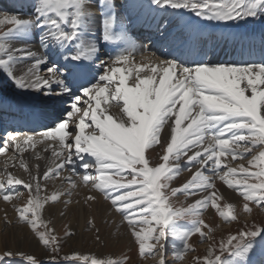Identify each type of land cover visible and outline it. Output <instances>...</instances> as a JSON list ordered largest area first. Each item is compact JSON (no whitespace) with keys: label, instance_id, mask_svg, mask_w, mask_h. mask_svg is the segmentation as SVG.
Listing matches in <instances>:
<instances>
[{"label":"snow or ice","instance_id":"snow-or-ice-1","mask_svg":"<svg viewBox=\"0 0 264 264\" xmlns=\"http://www.w3.org/2000/svg\"><path fill=\"white\" fill-rule=\"evenodd\" d=\"M131 2L30 0L19 11L0 16V73L17 89L40 94L53 114L52 126L37 134L39 140L28 134L18 140L21 134L15 132L0 140V153L13 148L21 154L26 150L22 145L34 148L50 141L42 151L51 156L42 173L40 164L34 172L20 159L27 179L5 170L0 199L16 215L9 220L5 214L4 221L27 229L50 255L49 264H127L129 258L75 252L59 257L75 233L65 228L58 235L54 221L42 215L45 205L64 217L73 203L89 209L107 203L129 230L139 257H158L157 264H181L196 251L189 242L193 237L200 244L212 240L215 227L204 219L209 210L226 224L252 216L253 207L264 210V44L259 60L185 58L205 39L200 26L232 28L264 20V0H148L154 11L171 9L176 23L191 17L179 30L162 18L158 38L151 41L155 52L130 34L137 22ZM25 9L30 15L21 18ZM164 47L167 51H161ZM137 56L142 62L134 68L117 67L132 64ZM146 150L157 153L155 163ZM34 156L49 159L40 152ZM238 160L247 166L230 163ZM184 171L192 172L190 179L175 186ZM49 180L61 181L50 194ZM217 181L238 194L239 212L233 203L221 205L225 197ZM81 186L89 194L73 201L74 189ZM23 190L27 196L18 205L13 201ZM181 195L186 206L176 208L173 198ZM57 204L63 209H54ZM87 223L94 242L103 244L100 228ZM258 253L264 264V226H249L246 220L192 264H256L252 258ZM0 264L43 262L5 240Z\"/></svg>","mask_w":264,"mask_h":264},{"label":"bare ground","instance_id":"bare-ground-1","mask_svg":"<svg viewBox=\"0 0 264 264\" xmlns=\"http://www.w3.org/2000/svg\"><path fill=\"white\" fill-rule=\"evenodd\" d=\"M28 2H30V0H0V16L3 14L15 13L19 11L21 3ZM147 4L148 0H132L131 5H129V11L131 15L137 18V22L132 27L130 34L133 35L134 39L139 37V39H137V43L143 44L144 41V45L151 52H155L156 49L152 48L151 41L158 38L156 25L162 18L166 17L172 20L175 24L176 30H179L180 24L191 17L185 15L183 18H181L180 23H176L177 18L174 14H172L171 9L167 11H154L153 9L149 8ZM22 15L23 18H28L30 15L29 10L25 9ZM200 30L205 39L197 45L196 49L192 51L191 54L185 57L186 59H201L208 63H240L249 59L259 60L261 58V45L264 44V24H251L247 26L240 25L239 27L234 26L232 28H225L222 26H200ZM94 31L98 39L100 35L98 25L94 28ZM145 38H148V40L145 41ZM157 47H159V45H157ZM33 48L37 51L40 50L38 42H33ZM161 51H167V48L164 47L161 49ZM250 52L252 55L249 54ZM141 62V57L137 56L132 64L127 66L117 65V67L134 68V65L140 64ZM41 104H44V102L41 99L40 94L17 89L11 84L10 81L6 80L3 74L0 73V123L4 122V124L8 125L7 132L20 133L21 136L18 137V140L21 139L24 134L34 135L37 140L41 139V137L37 134L44 132L47 128L52 126L53 114L50 113V117L48 114L46 117L47 119L43 121L44 124L40 122H38L36 126H30L28 124L29 121L39 116V113L35 107L38 105L40 106ZM46 111L49 112V108ZM45 143H50V141H45ZM45 143H36L34 148L27 145H22V148L26 150L23 151L22 154L21 152L19 153V156L15 159L14 163H6L7 160L4 161V170L9 169L13 176L27 179V174L19 167V160L25 159V161L32 166L34 172L36 170L35 165L37 163L40 164V172L42 173L43 170L49 165L51 160L50 153H44L42 151ZM36 152H40L42 156H48L49 159H41L39 161L35 160L34 154ZM63 174L67 175L68 173L65 172ZM5 179L6 174L4 177H2V180ZM76 179L78 180V177ZM49 182H51L52 187H59L61 184L60 180H57V182L49 180ZM217 185L218 187H221V193L226 198V202L233 203L235 209L239 204L238 194L233 192L231 189H226V186H222V182L220 181H217ZM17 187L22 188V186ZM68 187L69 185L66 184L65 188ZM47 192L49 194L51 193L50 191ZM44 194L45 192L42 191L41 195ZM88 194V188L81 186L76 189V192L74 189L72 199L73 201L76 199L83 200L84 196ZM190 200L191 198H189V201ZM0 204H4L2 199H0ZM5 206L6 205H3V211L4 213H7L8 210ZM48 208L49 206L45 205V211L42 212V215L45 219L50 217L54 221L55 226L57 224L61 225L65 220H68L69 216L71 217L69 227L75 233V242L74 248L72 249V254L74 252L85 254V251H87L84 247V241L88 240L89 235L91 236L92 233L86 232V230H89L87 229L86 224L89 219L93 222V224L95 223L94 219L89 215V213H95L98 218H103L105 216L104 211H107L110 215L108 221L113 220L111 224L113 228L117 225L125 227V224L121 223L120 218L118 216L116 217L115 214L108 209V204L103 201L91 209H89L87 206L81 208L80 206L73 203L72 205H69L70 211L64 217H61L58 211L53 210L49 212ZM54 209H63V205L57 204L54 206ZM238 209L239 207H237V210ZM212 211L213 210H209L210 213ZM14 217L15 215L11 213L9 220H14ZM4 226L5 228H3V225H0V231H3V233H6L10 236L12 239V245L10 247H12L14 250L19 247L20 250L26 253L34 254L35 249L39 247L42 248V246H38L36 241L32 239L31 233L28 232L27 229L13 227L12 224H5ZM27 241L30 243L29 251L23 247ZM2 248L3 247L1 245L0 251L3 250ZM102 254L103 253H98L97 256H102Z\"/></svg>","mask_w":264,"mask_h":264},{"label":"rangeland","instance_id":"rangeland-1","mask_svg":"<svg viewBox=\"0 0 264 264\" xmlns=\"http://www.w3.org/2000/svg\"><path fill=\"white\" fill-rule=\"evenodd\" d=\"M22 16L23 15L21 14V18H23ZM251 24H256V25L264 24V20H255V21H252L248 24L241 23V25H246V26L251 25ZM19 153H20V150L13 149V148H9L8 151H6L4 153H0V154H2V155H0V181H2V177L5 176V170H4L5 168L3 167V166H5L4 161L7 160L6 163L7 162L14 163L15 159L19 156ZM145 155H146V157L151 155L153 157L152 163L156 162L157 153L151 152L150 150H146ZM230 163L234 167L237 166L238 164H241V163L245 164V166H247L246 160H238V161L230 162ZM7 171L11 172V171H9V169H7ZM194 171H195V169L192 170V172H194ZM192 172H189V171L182 172L174 181V185L179 186V185L183 184L184 182H186L188 179H190ZM55 182H57V180ZM65 186H66V184L64 185V187ZM52 189H53L52 184H51V182L48 181L47 191L51 192ZM76 189H75V192H76ZM26 196H27V191L23 190V195L21 196V198L19 200L14 199L13 202L18 204V205H21L23 203L24 199L26 198ZM225 199L221 201V205L226 203ZM188 202H190V201H188ZM173 204L176 208L186 206L185 198L182 195L179 197L178 200L173 198ZM3 205H6L5 207L8 210L7 213H4ZM237 207H239V204L236 206V208L234 210L236 212H239L240 208L237 210ZM11 213L16 215L14 210L11 207V204L5 203V202H4V204H0V225H3V228H5L4 225L6 224L4 221L5 214L7 215L8 219H9ZM89 215L94 219V221H95L94 225L96 227L100 228V235H101L104 243L99 244V245L96 244L94 242V239H93V233L91 232L92 235L91 236L89 235V237H88L89 239L84 241V247L87 250V251H85V255H96L97 256L98 253H103L102 256H105V257L111 256V255L115 256V257H120L121 255H124V256H127L129 258L127 261V264H157L158 257H156V258L149 257L147 259H142L139 257L138 250L136 249L135 246L132 245V242L130 240V237L128 234L129 230L126 227L120 226V225H117L113 228L111 225L113 220L108 221V218L110 217V215L108 214L107 211H104L105 216L103 218L102 217L98 218V216H96L95 213H89ZM115 216L116 217L118 216L120 218V216L117 214H115ZM204 219H205V222H207V223H209L215 227V232L213 233L212 240L205 241L203 244H200V243H198V237L191 238L189 242H190V244L193 245V247H195L196 251H195V253H192V254H186V256L183 259V261L181 262V264H192L193 258L197 257V256L200 258H203L205 255L208 254V249H209L210 244L215 243L218 245V243L221 239H226L227 235L234 234L243 225V223L246 220L249 222V226H251L252 224L264 226V210H259V209H256L255 207H253V215L252 216H240L239 217V220H240L239 224L236 223L235 221H233L231 224H226L223 221V218L219 217L218 213H216L215 210H213L211 212V214L206 212L204 215ZM70 220H71V217L69 216L67 221L65 220L61 225L57 224L55 226L57 229L58 235L62 236L65 228H68L69 230H71L73 232V230L70 229V227H69ZM120 220H121V218H120ZM101 221H103V222H101ZM180 223L184 227L188 226L186 222L182 221ZM86 227H87V229H89L88 223L86 224ZM86 232L89 233L90 231L86 230ZM7 236H8V240H7ZM5 240L8 241L9 246L12 245V239L10 238V236L7 235L6 233H3V231H0V247L2 245V247H3L2 249H4V241ZM74 242H75V238L68 240L67 243H65L63 245L62 250L59 253V257H63L64 255H72V249L74 248ZM176 243L179 244V241H176ZM23 247L27 251H29L30 243L27 241V243L24 244ZM170 252H171V249L169 250V253ZM34 255L37 256L38 258H40L42 260L43 264H49L50 255L46 254V252L43 250V248L39 247V248L35 249ZM168 259L169 260L173 259L171 254L168 255ZM252 259L256 262V264H260L261 256L258 253Z\"/></svg>","mask_w":264,"mask_h":264}]
</instances>
